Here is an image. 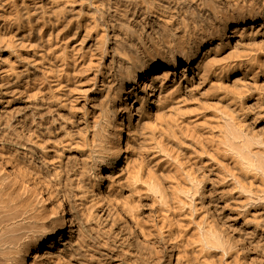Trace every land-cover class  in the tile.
<instances>
[{
    "label": "bare ground",
    "instance_id": "obj_1",
    "mask_svg": "<svg viewBox=\"0 0 264 264\" xmlns=\"http://www.w3.org/2000/svg\"><path fill=\"white\" fill-rule=\"evenodd\" d=\"M210 1L213 25L201 28L207 0H0L10 56L0 58V264H264V0ZM140 15L147 39L199 36L149 64L113 43L108 62L126 73L108 78L101 44ZM46 19L58 28L48 32ZM100 31V54L86 50ZM180 64L198 70L184 89L171 77ZM196 76L207 90L201 102ZM103 85L92 134L103 137L105 120L115 154L88 150L78 170L91 187L80 189L74 167L88 140L78 125H89ZM190 104L199 109H189L185 130ZM143 117L149 160H130L124 123ZM118 165L119 175L102 177Z\"/></svg>",
    "mask_w": 264,
    "mask_h": 264
},
{
    "label": "rangeland",
    "instance_id": "obj_2",
    "mask_svg": "<svg viewBox=\"0 0 264 264\" xmlns=\"http://www.w3.org/2000/svg\"><path fill=\"white\" fill-rule=\"evenodd\" d=\"M193 5V4H192ZM217 5H215L213 2H211L210 0H207V2H206V6H205V8H204V11H203V17H207L206 19H208V21L206 20V22L204 23V25H203V23H201V20H200V18H197L198 19V25H200L201 26V28H202V26H203V28H204V26L205 25H213V18H212V11H213V9L216 7ZM193 7H194V5H193ZM195 8V7H194ZM205 15V16H204ZM142 16L140 15L139 17H137V18H135L134 20H131L130 22H128L127 21V24H129V25H131V29H130V31H128L127 30V32H125L124 30L122 31V30H118L117 28H114V29H112L111 31H110V34H108V43L106 44V43H103L104 41H103V39L101 40L100 39V37H101V31H100V34H93L92 35V39H90V40H88V42H87V44H86V50H90V49H92L93 51H94V48H95V52L97 53V54H100V49H99V51L98 50H96L97 48L96 47H98V48H102V46H106L107 47V56H106V67H105V69L104 70H106V74H107V72H108V74H107V76H108V78H112V76H113V74L116 76V77H119L120 75H125V73H126V71L125 70H116L117 69V66L114 64H112V62H108V60H111V58L113 57V58H116L117 59V46H115L114 47V44L116 45V43L118 42V41H123V42H126L125 44H126V47L124 48V51H125V53H126V57L128 58V59H130V62H133L135 59H136V56H137V58H141L145 63H147V64H149V63H151V61H153V60H155V61H160V60H162V58H163V56L164 55H166L167 54V50H168V48H172V49H174L175 51H178V50H180L182 47L184 48H187L188 46H189V44H190V42H191V38L193 37H197V36H199V34L197 35V34H183V33H181V32H178V34H174V35H171V34H167L166 32H162V31H157L156 32V34H151V36H149L148 37V39H147V37L145 38V35L144 34H140V32H139V30H138V25H136L137 24V21L135 22V20L136 19H140ZM187 17H189V16H187ZM132 18V17H131ZM189 20H191L190 18H188ZM196 19V20H197ZM210 20V21H209ZM41 22V21H40ZM48 22H49V24H48ZM54 22H56V21H53L52 20V22L50 21V20H47L46 19V23L48 24V25H45V26H47L48 27V32L50 31V30H55L56 29V24L54 23ZM45 23V24H46ZM53 23V24H52ZM212 23V24H211ZM202 24V25H201ZM51 26V27H50ZM59 26H60V24H59ZM197 27H199V26H197ZM58 28V27H57ZM178 29V28H177ZM151 30V28L149 27V26H147V32H149ZM73 31H75V29L73 30ZM72 31V32H73ZM72 32H71V34H72ZM113 33H117V34H113ZM158 33V34H157ZM163 33V34H162ZM180 33V34H179ZM73 34H74V32H73ZM100 35V36H99ZM117 35V36H116ZM181 35H183L182 36V39L181 38H179V37H181ZM189 35H190V37H189ZM215 36H214V39L215 40H217V36H216V34H214ZM99 36V37H98ZM110 36V37H109ZM8 37V36H7ZM96 37H98L99 38V40H97L96 39ZM120 38V39H119ZM114 39V40H113ZM117 39V40H116ZM180 39H181V41H180ZM213 39V40H214ZM101 40V41H100ZM110 40V41H109ZM113 40V41H112ZM116 40V41H115ZM99 41L100 42H102L103 43V45L101 44V46H100V44H99ZM178 41H179V43H178ZM184 41V45L182 44V42ZM188 42V43H187ZM214 42V41H213ZM114 43V44H113ZM176 43H177V45H176ZM186 43V44H185ZM89 45H90V47H89ZM100 47H99V46ZM182 46V47H180V46ZM205 45V44H204ZM207 45L209 46V43H207ZM208 46L206 47V48H208ZM4 46L1 44V46H0V58L1 59H4V61L5 62H7V61H9L8 59H9V54H8V49H5V47H4V49H2ZM89 47V48H88ZM91 47H93V48H91ZM109 47H110V49H109ZM177 47V48H176ZM128 48V49H127ZM179 48V49H178ZM116 49V50H115ZM109 50V51H108ZM206 50V49H205ZM204 50V51H205ZM111 51V52H110ZM115 51V52H114ZM230 51H232V50H229V49H226L225 51H224V56L222 55V58H220V60H218V62H216L217 64H222L224 61H226L227 60V57L229 56V55H231V54H228V56L226 55V53L225 52H229V53H231ZM99 52V53H98ZM115 53H116V55H115ZM7 54H8V56H7ZM112 54H113V56H112ZM226 55V56H225ZM129 56V57H128ZM5 57H7V59L5 58ZM111 57V58H110ZM132 57V58H131ZM134 57V58H133ZM143 57V58H142ZM208 58H209V56H207ZM207 57L205 56V57H201L200 58V60L198 59V62L197 63H199V65H201L202 66V64L204 63V64H206L207 62ZM144 58H145V60H144ZM203 59V60H202ZM204 59H205V61H204ZM10 60H11V58H10ZM2 61V60H1ZM0 61V62H1ZM8 63V62H7ZM196 63V64H197ZM6 64V63H5ZM196 64H194V65H192L193 66V69H191V70H189V68L187 67V66H185V64H180L179 65V67L176 69V71H175V74H172V79L173 80H175L176 81V83H178V81H180V80H178L179 78L181 79V84L183 85V86H181V87H183V89H184V87L187 85V83H186V81L188 80V79H191L192 78V76L193 75H196V73H198V70L196 69V68H194L195 66H196ZM109 66V67H108ZM191 66V67H192ZM205 65H203V67H204ZM116 67V68H115ZM184 69H185V71H184ZM196 69V70H195ZM203 69V68H202ZM201 70V69H200ZM111 71V72H110ZM183 71V72H182ZM123 72V73H122ZM156 72L157 73H160L161 72V70L160 71H155V72H152L150 75H155L156 74ZM119 73H122V74H119ZM162 73V72H161ZM111 75V76H110ZM176 78V79H175ZM187 78V79H186ZM199 77H197L196 76V80H197V83H198V80H200V79H198ZM108 84V83H107ZM199 85H200V81H199V83H198ZM198 85V86H199ZM108 86H110V85H108ZM107 85H106V87H105V85H103L102 87H101V91L100 92H97V98H95V101L93 102L94 103V107L92 108V111L93 112H91L92 114L90 115V120H89V125L87 126L85 123V121L84 120H81L80 121V123H79V129H80V126H82L81 128H83V129H80L79 130V132H80V134H82V136L79 134V133H77L78 135V140H80L81 142H83V140L81 139V137L84 139V138H87V140H88V148H86L85 149V151H83V152H81V153H79V159L80 158H82V159H78V162H77V166H75L74 167V169H75V172H76V174H77V178H78V182H77V184L78 183H80L79 181V176H80V173H81V171H79V170H83V165L81 166V164H83V162L84 161H89V160H91V157H90V152L91 153H93V154H95V153H102V154H106V156H108V157H110V158H112L113 156H114V154H115V151L113 150L114 148H112V146L114 145V137H113V135L110 133V131H109V126H108V123H105L106 121L105 120H103V122L101 121V123H103L102 125V127H103V133H104V135H103V137L105 136V138H103L102 136V138L101 137H98V135H93L92 134V123H93V121L94 120H97V119H100L102 116H103V112H102V106H100V105H102V103H103V101H104V97L105 96H103V95H105L106 93H107V91L109 90V88L110 87H108ZM202 85H200V92H196L195 90H193L195 93H196V98L198 99V101L200 100V102L202 101V100H204V95L207 93V90L204 88V86H202ZM108 87V88H107ZM105 88H107L106 90H104ZM231 88H234V90L235 89H237L238 90V88L236 87H234V86H231L230 87V89ZM202 90H204V91H202ZM205 90H206V93H205ZM202 92H204L203 94H202ZM200 93V94H199ZM102 94V95H101ZM201 95H203V96H201ZM96 96V95H95ZM99 96V97H98ZM103 97V98H102ZM99 99H102L101 101H99ZM97 101H99L98 103H97ZM83 102V100H81V105L83 104L82 103ZM100 102H101V104H100ZM96 103V104H95ZM97 104H98V106H97ZM97 106V107H96ZM192 107H194V111L196 110L197 111V109H199V108H197V106H193V105H191L190 104V107L189 108H187V112L189 111V109H191ZM193 110V109H192ZM192 110H190V112H188L187 113V119H186V121H188V123L187 122H184V124H183V129H185L186 130V128L187 127H191V129H192V126H191V122L189 121V119L191 120V119H193V113L192 112H194V111H192ZM228 110H229V108H228ZM101 111V112H100ZM192 111V112H191ZM231 111V110H230ZM190 114V115H189ZM93 115V116H92ZM95 115V116H94ZM101 115V116H100ZM98 116H100V117H98ZM192 116V117H191ZM144 120V121H143ZM142 121V122H141ZM141 121L136 125V126H138V127H134V125L133 126H130V127H128L127 129H126V127L128 126V123H127V120L125 121V123H124V131H123V143H122V145H121V147H122V152H124L125 150H126V155L128 154V157L130 158V160L133 158V160H136L138 157H144L143 159L141 158V160H144V159H146V160H144V161H148L149 160V158L148 157H146L145 156V152H144V150L142 149L143 148V146H140V143H141V145H146V142H147V137H146V135H147V128H146V126H147V120L143 117L142 119H141ZM84 123V124H83ZM91 123V124H90ZM141 123V124H140ZM145 123V124H144ZM84 126H83V125ZM106 124V125H105ZM127 126H126V125ZM142 124L144 125L143 127V129H142ZM106 126V127H105ZM126 126V127H125ZM87 128H88V130H87ZM91 128V129H90ZM134 128H135V130H134ZM139 128H140V130H139ZM106 129V130H105ZM130 129V130H129ZM137 129V130H136ZM105 130V131H104ZM128 130V131H127ZM132 130V131H131ZM142 130H144V131H142ZM184 130V131H185ZM82 131H84L83 133H85L84 134V136H83V133H82ZM134 131V132H133ZM136 131V132H135ZM142 131V132H141ZM105 132H107V133H105ZM140 132V133H139ZM88 133V134H87ZM108 134V135H107ZM141 134V135H140ZM139 135V136H138ZM81 136V137H80ZM93 136V137H92ZM89 137V138H88ZM92 137V138H91ZM113 137V138H112ZM134 137H137V139L136 138H134ZM139 137V138H138ZM145 139H144V138ZM97 138H99V139H97ZM142 138H143V140H144V142L145 143H143L142 144V142L143 141H141L140 142V139L142 140ZM90 139H92V140H90ZM93 139H95V140H93ZM98 140H100V141H98ZM103 140V141H102ZM89 141H93L91 144H89L90 142ZM98 143H97V142ZM107 141V142H106ZM138 141H139V143H138ZM101 143V144H100ZM109 145H108V144ZM111 143V144H110ZM97 144V145H96ZM124 144H129L128 145V147L125 149L124 147ZM132 144V145H131ZM135 144V145H134ZM138 144V145H137ZM90 145H92V146H90ZM96 147H95V146ZM100 145V146H99ZM106 145V146H105ZM111 145V146H110ZM126 145V146H127ZM130 145L132 146V147H134V149H139V152H141V150H142V154L141 153H139L138 152V150H136V152H135V150L132 148V147H130ZM134 145V146H133ZM105 146V147H104ZM109 147H111V148H109ZM135 147H137V148H135ZM139 147V148H138ZM140 147H141V149H140ZM108 148V149H107ZM94 149V150H93ZM110 149L112 150V151H110ZM88 150H90V152H88ZM128 150V151H127ZM93 151V152H92ZM96 151V152H95ZM103 151V152H102ZM105 151V152H104ZM131 151V152H130ZM133 151V152H132ZM86 152H88V154L86 153ZM107 152H110L109 154L107 153ZM137 153L138 152V156L135 154V153ZM114 153V154H113ZM131 153H134V154H131ZM85 154H87V156L85 157ZM93 154L91 155V156H93ZM125 154V153H124ZM144 154V155H143ZM84 157H83V156ZM89 160H88V159ZM136 158V159H135ZM148 158V159H147ZM85 159V160H84ZM140 158H138V160H139ZM138 160H136V161H138ZM140 161V160H139ZM121 162V161H120ZM119 162V163H120ZM80 164V165H79ZM80 166V167H79ZM121 166V165H120ZM120 166L118 165V166H116V168H113V167H111V168H105L104 167V169H103V174H102V177L104 176L105 177V175L106 174H104V173H107L108 175H106L107 177L109 176V175H112V176H114V175H119L121 172H120ZM118 168V169H117ZM76 169H77V171H76ZM79 169V170H78ZM108 169V170H107ZM106 171V172H105ZM117 171V172H116ZM89 173V172H88ZM87 173V174H88ZM119 173V174H118ZM90 174V173H89ZM87 175V177L89 178H91V176L90 175ZM81 177V176H80ZM83 178V179H82ZM82 178H80L82 181L84 180V182L82 183V181H81V183L83 184L82 186L80 185V184H78V185H80V189H88V188H90L91 187V181H92V178H91V180H89V179H86V177H82ZM88 180H89V182H88ZM105 180H107L106 178H104V182H105ZM87 183L88 185H85V184ZM77 185V186H78ZM84 186H88V187H84ZM153 209H155V208H153ZM152 209V211H151V209H150V211L152 212V213H150V211L149 210H146V212H145V214L147 215V213H149L148 215H151V214H153L154 215V213L156 212V211H158V209L156 208L155 210H153ZM154 211V212H153ZM147 215V216H148ZM148 217H152V216H148ZM195 233V232H194ZM196 234V233H195Z\"/></svg>",
    "mask_w": 264,
    "mask_h": 264
}]
</instances>
